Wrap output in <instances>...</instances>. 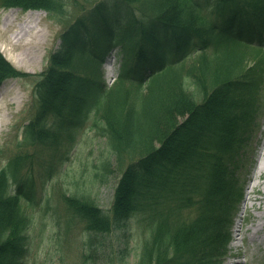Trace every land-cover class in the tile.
I'll return each instance as SVG.
<instances>
[{
    "label": "trees",
    "instance_id": "trees-1",
    "mask_svg": "<svg viewBox=\"0 0 264 264\" xmlns=\"http://www.w3.org/2000/svg\"><path fill=\"white\" fill-rule=\"evenodd\" d=\"M256 2L0 0V7L45 8L53 18L81 12L61 33L60 46L36 78L37 108L22 145L60 146L62 135L82 127L92 110L99 116L101 133L108 136L117 160H130L117 183L112 214L84 195L63 200L94 233L127 226L130 215L141 211L152 237L144 244L138 264H216L226 250L223 228L216 230L214 222L218 211L237 207L242 194L237 180L219 167V160L222 149L234 137L240 138L237 133L246 116L252 115L261 65L250 67L243 53L247 52L244 46L253 42H258L256 48L264 44V16L256 25L250 23L249 31L234 32L232 27ZM116 6L133 17L126 54L138 36L148 39L138 44L134 63L129 55L125 58L127 69L106 90L98 68L116 43L113 28L107 30L106 42L96 44L100 49L88 57L83 72L66 68L74 54L85 48L89 24L101 18L109 26L106 14ZM212 43V53L199 55L188 67L178 65L193 50H204ZM18 75L25 76L0 52V83ZM190 85L196 86V93L189 91ZM199 90L201 102L195 97ZM146 117L155 130L149 131L148 141L143 140L148 132L140 133ZM29 156V151H17L0 167V264H22L29 251L33 217L19 200L23 196L33 201L34 186L22 182L17 194L8 192L9 180L20 176L32 160ZM191 207L198 210L194 218Z\"/></svg>",
    "mask_w": 264,
    "mask_h": 264
},
{
    "label": "rangeland",
    "instance_id": "rangeland-1",
    "mask_svg": "<svg viewBox=\"0 0 264 264\" xmlns=\"http://www.w3.org/2000/svg\"><path fill=\"white\" fill-rule=\"evenodd\" d=\"M72 13L65 18H53L46 10L29 11L23 6L1 8L0 51L18 69L32 75L40 73L46 67L48 55L59 46L60 33L79 11ZM21 52L23 56L27 53L24 59ZM34 86V77L31 76L14 77L3 81L0 86V162H5L17 151H23L18 142L21 141L22 126L31 118L36 105ZM86 124L76 133L67 158L61 160L57 171L45 180L47 183L50 179L47 196L50 201L46 198L41 206L34 210L29 208L34 226L31 228V248L24 264H138L144 242L150 243L152 235L146 229L149 222L141 218V213L135 214L127 227L94 233L86 230V223L79 215L73 216L66 210L60 196L63 191L84 194L102 210L111 212L115 186L129 160L117 162L107 137L100 133L102 123L99 120L96 124L93 120ZM153 124L149 117L141 122L140 133L148 132L143 140L148 141L155 133ZM250 139L241 169L243 178H246L245 196L232 223L233 240L226 260L239 254L243 264H264V230L260 232L262 239L253 240L252 237L253 225L260 221L256 214L264 208V183L259 185L258 172L255 171L264 147V111L259 128ZM28 149L35 151L34 146H28ZM46 153L49 155L46 151L42 156L46 157ZM38 162L37 159L33 178L40 183L44 166L38 167ZM251 197L259 199L254 201Z\"/></svg>",
    "mask_w": 264,
    "mask_h": 264
},
{
    "label": "bare ground",
    "instance_id": "bare-ground-1",
    "mask_svg": "<svg viewBox=\"0 0 264 264\" xmlns=\"http://www.w3.org/2000/svg\"><path fill=\"white\" fill-rule=\"evenodd\" d=\"M22 53V52H21ZM23 54L24 53H22V54H20L21 55V57H23L22 59H24L26 56H27V53H26V55H24L23 56ZM18 65V64H17ZM262 193H264V190H263V192ZM257 199H259L258 197L257 198H253V200H256L257 201ZM259 218H261V221L260 222H258L257 224H255L254 226V229H253V231H252V237H253V240H255V239H257V238H262L261 236H260V232L264 229V208L263 209H261V211L259 212V213H257L256 214Z\"/></svg>",
    "mask_w": 264,
    "mask_h": 264
}]
</instances>
